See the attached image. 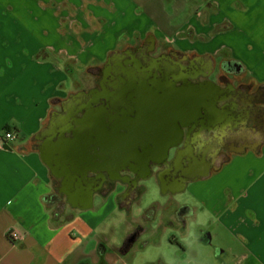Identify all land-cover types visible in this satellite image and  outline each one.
Wrapping results in <instances>:
<instances>
[{"label": "crops", "instance_id": "crops-1", "mask_svg": "<svg viewBox=\"0 0 264 264\" xmlns=\"http://www.w3.org/2000/svg\"><path fill=\"white\" fill-rule=\"evenodd\" d=\"M101 28L112 32L97 49ZM150 29L158 46L194 58L171 61L196 71L175 85L205 101L177 159L201 171L137 212L144 178L104 190V180L90 186L92 172L90 199L60 171L65 143L77 155L80 134L95 130L80 123L107 86L92 69ZM10 130L18 136L0 141V264H122L146 232L164 245L162 229L175 251L206 249L212 259L202 245L213 244L226 264H264V0H0V136ZM115 210L126 213L121 244L113 224L99 230Z\"/></svg>", "mask_w": 264, "mask_h": 264}, {"label": "flooded vegetation", "instance_id": "flooded-vegetation-1", "mask_svg": "<svg viewBox=\"0 0 264 264\" xmlns=\"http://www.w3.org/2000/svg\"><path fill=\"white\" fill-rule=\"evenodd\" d=\"M153 37V34L149 32L142 42H132L127 47L119 48L111 53V55L115 53L128 56L131 53L134 55L136 58L135 68L139 72L132 82L129 92H126L114 109L113 114L118 116L117 124L121 125L123 122V126L127 128L147 129L146 131L151 140L147 142L140 141L142 146L138 148L131 147L129 137L126 136L127 133H119L117 131L112 137L107 136L105 141L91 144L89 149L91 154L96 156H94L95 162L102 163L104 168L98 166L99 171L95 172V182H91L90 186L93 184L95 186L100 185L102 180H104L106 185L104 190L114 189L122 181L128 182L133 186L154 173H161L165 182L170 181L176 184L175 181L179 180L185 183L189 175V168L193 166L183 165L181 161L175 164V160L170 164H166L169 162H167L165 154L167 153V148L176 143L181 144V147L186 145L190 134L184 131L185 127L172 120V115L179 111V104L173 107L167 99V96L169 97L170 95L168 94L169 90L173 89L168 84L169 79L185 78L188 74H197L196 71L187 70L185 66L178 71L175 69L176 67H173V62L171 61L174 58L175 64H183L184 61L189 62L194 60V58H183V61V59L177 57L173 48L158 46ZM106 66L107 61L102 69L94 67L92 71L101 70L102 80L109 87L112 83L106 80ZM153 90L155 93L164 91L163 96L165 98L163 97L164 99L160 100L152 98L151 93ZM101 98L102 96L94 97L85 106H93L96 110H99L98 113H106V111L108 112L107 102L102 104ZM108 109H110L109 105ZM129 120H132V122L128 123ZM115 126L117 125H114L113 130L108 131V133L111 134L115 129L123 127ZM134 133L133 138L143 134L142 131ZM130 141H133L132 138Z\"/></svg>", "mask_w": 264, "mask_h": 264}, {"label": "rangeland", "instance_id": "rangeland-1", "mask_svg": "<svg viewBox=\"0 0 264 264\" xmlns=\"http://www.w3.org/2000/svg\"><path fill=\"white\" fill-rule=\"evenodd\" d=\"M106 29L101 28L96 31L97 34L95 35L94 40L96 42L95 45L98 47L97 49L100 48L98 45L103 41L104 36L112 32L111 28L108 31H106ZM148 32L154 33V31L151 29ZM140 36L141 35H137L136 37L131 39L127 38L121 40L122 42L119 44V48L125 46L127 47L130 43L135 41L136 43L142 42L144 37H140ZM135 61L136 58L131 53H129V56L115 53L112 54V56L109 55V57L107 58L105 76H106V80L112 84L109 87L106 86L105 90L103 91L96 90L94 93V97L102 96V99L104 100L102 104L107 102L108 112L106 111V115H107L106 117H107V121L109 122L108 123L109 129H113V126L117 125L118 116L113 114L114 109L118 106V104L120 103L122 97L126 94V92H129V88L132 87L131 85L132 82L139 73L138 69L135 68V64H136ZM79 74L83 78H87L90 75L88 69L86 68L80 70ZM108 105L111 110L108 109ZM98 112L99 110H96L95 107L89 106L86 109L85 114L80 118V120L82 121L81 123L86 124V122L89 123V120L94 119V124L91 127L95 130L98 129L101 130L100 128L103 127L102 124H104L106 117L102 113H98ZM115 127H119V125ZM111 137H112V133H111ZM179 162L180 161L177 158H175V164H178ZM200 171H201V167L193 166L191 170L188 171V174L195 175ZM161 175L162 174L159 173V177ZM143 182L146 190L144 192V195L140 199L139 203H137V207H136L137 212H142L141 210L147 209L150 205L154 203L156 204V202H160V203L166 202L167 199L165 198L164 195L165 192H167V190H170L172 192L177 191L178 189L176 188L179 187V185L173 184L170 181L165 182L164 184H160L158 179L156 178V175L152 178L146 177L143 180ZM125 214H126L125 211L115 210L113 214L108 217V219L102 224V227H100L99 229L101 232H104V230H108L110 225L113 224L116 230L115 232L111 233V236L113 237V242H115L116 244H121L124 238V231L126 230L123 229L122 222ZM160 214L161 213H159V215ZM163 230L165 229H162V231L159 230L160 231L159 235L160 237H163L162 243L164 245L156 244V242H153L151 240L149 241L148 239L152 238L153 234L151 232L150 233L146 232V235H144V237L142 236V238L140 239L141 242L137 243L135 247L132 249V251H130L128 254L125 255L124 263L123 262L121 263L122 264H162V262L165 261L168 262L169 264H217L215 260L216 257L220 258V261L217 258L220 264H226L228 262L222 259V256L219 255L217 249H215L214 245L211 244V242H213L212 237L211 239L208 240H205L204 236L202 238V241L211 244L206 246L202 245V247L213 248L212 252L214 256L211 257L212 259H210L205 256L207 252L206 249H201L200 256H194L196 248L194 251L185 250L183 248V250H181L180 252H178V250L175 251L171 249L172 247L168 246L167 238L171 239L172 235H169L168 229L167 231H163ZM145 244L147 245L145 246ZM160 258L162 259V262ZM194 258L201 261V263H196V261H194Z\"/></svg>", "mask_w": 264, "mask_h": 264}, {"label": "water", "instance_id": "water-1", "mask_svg": "<svg viewBox=\"0 0 264 264\" xmlns=\"http://www.w3.org/2000/svg\"><path fill=\"white\" fill-rule=\"evenodd\" d=\"M230 69L233 68H237V64L236 63H230L229 65ZM190 78H198L196 75H191L188 74V76H186L185 78H179V79H173V83H172V90H169L168 94L169 97L167 96L168 101L173 105V107H176L177 104H179L178 107V112H175L172 117H173V122H176L178 124H181V126L185 127V125H187L188 122L193 121V120H197L200 115H201V110L202 108H205V101H201V98L195 97V91H192V98L187 99L185 93H186V88L183 87H178L175 84H177L178 82L181 81H187L186 79H190ZM181 79V80H180ZM179 80V81H178ZM168 83V82H167ZM175 85V87H173ZM160 94V95H157ZM164 95V91L162 93H159L158 91L155 93V91L153 90L151 93V97L160 100L163 97L165 98ZM163 98V99H164ZM187 109V111L185 110ZM192 112V114H191ZM105 117L107 116L105 112L102 113ZM191 114V115H189ZM92 121V122H90ZM82 121L80 120V123ZM132 120H129L128 123H131ZM137 122V121H136ZM108 121H107V117L104 121V124H102V128H100L101 130H93L91 131H87V129H85V132L80 134V140H79V144L77 145V155H70L69 152H71V149H69L70 146V142L67 141L65 143V147H64V156L63 158L67 160V163L65 162V169L60 171V174L67 178L68 180H70L73 184H76L78 189H82L81 191H85V190H89L90 194L88 195V198L93 199V189H86L85 187V183L87 182V179L89 177V175L92 172H97L99 171L98 166L100 168H104V165L102 163H96L94 160V156L91 154L90 152V145L96 142H103L107 139L108 137H111V134L108 133V131H112L113 129H109L108 128ZM94 124V119L93 120H89V123L86 122V124H82L85 126H92ZM117 125L122 126L124 125V123L122 122L121 125L118 123ZM147 129H141V128H129V132H125L127 133L126 136L129 137V142H131V147H136L138 148L139 146H142V143H140V141H149L151 139H149V134L146 131ZM122 132L121 131V127L118 129H115L112 132V135H114L116 132ZM138 131H142L143 134L142 135H137L135 136V138H133L132 136L135 134L134 132H138ZM107 132V134H106ZM126 136H125V140H126ZM132 138L133 141H130ZM78 140V138H77ZM69 144V145H68ZM175 149V150H174ZM74 148H73V154L74 153ZM182 151V147L181 144H174L170 147L167 148V153L165 154V158L167 160L166 164H170L172 163L173 160H175V158H177V156L179 155V153ZM172 154H173V159H172ZM152 169V167H151ZM151 173V171H150ZM187 183V182H185ZM184 183V184H185ZM204 239L208 240L211 239V236L209 234H205L204 235ZM219 255L222 254V250L218 251Z\"/></svg>", "mask_w": 264, "mask_h": 264}, {"label": "built area", "instance_id": "built-area-1", "mask_svg": "<svg viewBox=\"0 0 264 264\" xmlns=\"http://www.w3.org/2000/svg\"><path fill=\"white\" fill-rule=\"evenodd\" d=\"M18 136V133L15 130H10L6 132L5 136H0V141H4L5 139H15ZM15 236H18V233L13 232Z\"/></svg>", "mask_w": 264, "mask_h": 264}, {"label": "trees", "instance_id": "trees-1", "mask_svg": "<svg viewBox=\"0 0 264 264\" xmlns=\"http://www.w3.org/2000/svg\"><path fill=\"white\" fill-rule=\"evenodd\" d=\"M41 55H43V52L41 53ZM217 251H218V248H217Z\"/></svg>", "mask_w": 264, "mask_h": 264}]
</instances>
